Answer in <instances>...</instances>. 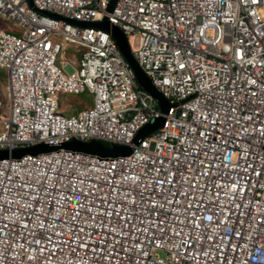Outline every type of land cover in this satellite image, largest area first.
Returning <instances> with one entry per match:
<instances>
[{
	"label": "built area",
	"instance_id": "built-area-1",
	"mask_svg": "<svg viewBox=\"0 0 264 264\" xmlns=\"http://www.w3.org/2000/svg\"><path fill=\"white\" fill-rule=\"evenodd\" d=\"M0 0V264H264V0ZM57 15L61 19L55 18ZM71 52L73 58H68ZM92 98L63 115L59 98Z\"/></svg>",
	"mask_w": 264,
	"mask_h": 264
},
{
	"label": "water",
	"instance_id": "water-1",
	"mask_svg": "<svg viewBox=\"0 0 264 264\" xmlns=\"http://www.w3.org/2000/svg\"><path fill=\"white\" fill-rule=\"evenodd\" d=\"M32 5V0H29ZM118 0H113L109 10L114 11ZM55 18L61 19L57 15H52ZM70 23L81 27H96L112 34L117 41L120 50L123 53L124 58L132 69L136 81L145 92L150 94L154 100L158 103L161 110V116L151 120L146 126H144L135 136L131 145H113L111 147H105L100 141L92 140L89 142H82L77 139H73L68 143L51 146L47 144H37L28 148H20L9 152L8 150H0V160L4 159H20L26 155L36 156L41 153H50L64 149L66 151L81 152L101 158H115L119 156H129L134 151V146H138L140 142L154 133L160 128H163L166 123V115L169 114L171 105L168 100L159 92L155 87L152 80L146 75L139 63L135 59L132 53V49L129 43V39L126 34L116 26H112L108 19L99 23H83L78 21H69Z\"/></svg>",
	"mask_w": 264,
	"mask_h": 264
},
{
	"label": "rangeland",
	"instance_id": "rangeland-1",
	"mask_svg": "<svg viewBox=\"0 0 264 264\" xmlns=\"http://www.w3.org/2000/svg\"><path fill=\"white\" fill-rule=\"evenodd\" d=\"M67 57L73 58V54H71V52H68ZM84 100V105H87V107H92L93 101L92 98L88 96V94H86L83 98H76L74 95L62 97L61 95V97L59 98V102L61 105L62 114L67 116L74 114L76 112L75 104L80 107L84 103ZM1 111L2 109H0V112Z\"/></svg>",
	"mask_w": 264,
	"mask_h": 264
},
{
	"label": "clouds",
	"instance_id": "clouds-1",
	"mask_svg": "<svg viewBox=\"0 0 264 264\" xmlns=\"http://www.w3.org/2000/svg\"><path fill=\"white\" fill-rule=\"evenodd\" d=\"M129 43H130V42H129ZM135 58H136V57H135ZM84 96H85V95H83L82 97H76V98H83ZM84 103H85V100H84ZM84 103H83V104H84ZM75 109H76V112H78L77 110L80 109V107H79L78 105L75 104ZM76 112H75V113H76ZM160 129H161V128H160ZM158 130H159V129H158ZM150 135H151V134H150ZM147 137H148V136H147ZM144 139H145V138H144ZM77 140H78V139H77ZM91 141H92V140H91ZM97 141H98V140H97ZM82 142H89V141H82ZM100 142L102 143V142H107V141H105V140H101ZM132 142H133V141H132ZM107 143H109V142H107ZM109 144H110L109 147H111V146H113V145H126V144H111V143H109ZM130 145H131V144H130ZM104 146H105V145H104ZM105 147H107V146H105ZM135 147H137V146H134V148H135ZM133 152H134V151H133ZM132 154H133V153H132ZM132 154H131V155H132ZM129 156H130V155H129Z\"/></svg>",
	"mask_w": 264,
	"mask_h": 264
},
{
	"label": "trees",
	"instance_id": "trees-1",
	"mask_svg": "<svg viewBox=\"0 0 264 264\" xmlns=\"http://www.w3.org/2000/svg\"><path fill=\"white\" fill-rule=\"evenodd\" d=\"M102 144H103V145H105V146H107V147H109V146H110V144H109V143H107V142H102Z\"/></svg>",
	"mask_w": 264,
	"mask_h": 264
}]
</instances>
